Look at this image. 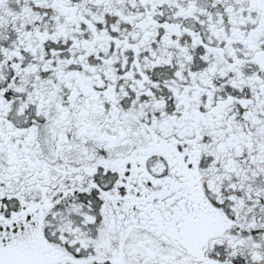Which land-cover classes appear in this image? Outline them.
Segmentation results:
<instances>
[{"label":"snow or ice","instance_id":"obj_1","mask_svg":"<svg viewBox=\"0 0 264 264\" xmlns=\"http://www.w3.org/2000/svg\"><path fill=\"white\" fill-rule=\"evenodd\" d=\"M0 264H264V0H0Z\"/></svg>","mask_w":264,"mask_h":264}]
</instances>
